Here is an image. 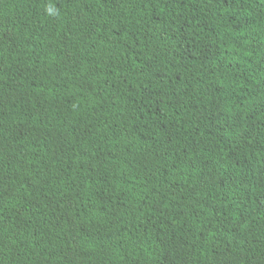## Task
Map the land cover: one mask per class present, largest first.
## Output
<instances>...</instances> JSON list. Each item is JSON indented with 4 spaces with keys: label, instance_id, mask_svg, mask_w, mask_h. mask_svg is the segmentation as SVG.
<instances>
[{
    "label": "trees",
    "instance_id": "16d2710c",
    "mask_svg": "<svg viewBox=\"0 0 264 264\" xmlns=\"http://www.w3.org/2000/svg\"><path fill=\"white\" fill-rule=\"evenodd\" d=\"M0 264H264V0H0Z\"/></svg>",
    "mask_w": 264,
    "mask_h": 264
}]
</instances>
